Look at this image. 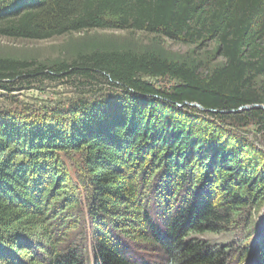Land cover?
Returning <instances> with one entry per match:
<instances>
[{
    "label": "trees",
    "instance_id": "trees-1",
    "mask_svg": "<svg viewBox=\"0 0 264 264\" xmlns=\"http://www.w3.org/2000/svg\"><path fill=\"white\" fill-rule=\"evenodd\" d=\"M97 29L210 40L224 64L0 58L5 95L59 81L81 94L0 106V264H264V153L235 134L264 131V0H0L1 38ZM224 233L234 240L202 238Z\"/></svg>",
    "mask_w": 264,
    "mask_h": 264
},
{
    "label": "rangeland",
    "instance_id": "rangeland-1",
    "mask_svg": "<svg viewBox=\"0 0 264 264\" xmlns=\"http://www.w3.org/2000/svg\"><path fill=\"white\" fill-rule=\"evenodd\" d=\"M111 51L154 54L164 60L196 68L202 73L224 64L216 44L211 43L210 40L190 44L148 33L100 29L69 33L45 41L11 40L0 37V58L47 66L71 62L80 55ZM148 80L162 89H169L177 83L172 78ZM65 83L66 81L33 83L28 88L25 87L10 95H5L6 92L0 90V106L36 107L38 110L68 108L81 94L77 87ZM257 85L264 93V77L258 80ZM235 134L244 137L255 149L264 153V131L261 128L250 125L236 130ZM202 238L213 245H223L233 241L234 235L210 234Z\"/></svg>",
    "mask_w": 264,
    "mask_h": 264
},
{
    "label": "water",
    "instance_id": "water-1",
    "mask_svg": "<svg viewBox=\"0 0 264 264\" xmlns=\"http://www.w3.org/2000/svg\"><path fill=\"white\" fill-rule=\"evenodd\" d=\"M194 106H196L198 109L202 110L201 106H199V105H194ZM254 108H257V109H262V110H264V106H262V105H259V106H254Z\"/></svg>",
    "mask_w": 264,
    "mask_h": 264
}]
</instances>
